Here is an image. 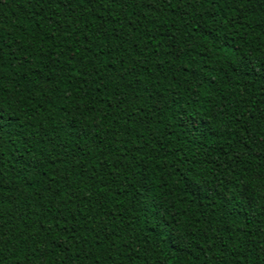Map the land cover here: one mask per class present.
Returning a JSON list of instances; mask_svg holds the SVG:
<instances>
[{"label": "trees", "instance_id": "trees-1", "mask_svg": "<svg viewBox=\"0 0 264 264\" xmlns=\"http://www.w3.org/2000/svg\"><path fill=\"white\" fill-rule=\"evenodd\" d=\"M129 4L0 0L7 99L20 98L0 117V264H160L168 251L173 264H260L249 237L260 243L264 218L241 233L243 213L201 209L180 190L179 170L218 188L264 167V84L221 68L243 46L242 29L218 35L235 5ZM177 105L198 129L173 120ZM161 201L177 209L186 252L155 235L144 206Z\"/></svg>", "mask_w": 264, "mask_h": 264}, {"label": "snow or ice", "instance_id": "snow-or-ice-1", "mask_svg": "<svg viewBox=\"0 0 264 264\" xmlns=\"http://www.w3.org/2000/svg\"><path fill=\"white\" fill-rule=\"evenodd\" d=\"M68 7H72V0H64ZM82 4L84 0H79ZM99 2L106 7L115 5L116 7H127L130 6L129 0H99ZM149 3H155L156 0H148ZM196 2V0H193ZM229 5H235L232 9V16L223 22L222 31L218 35L222 36L224 33H232L233 28L237 31V35L243 40V46L237 47L235 51L231 48L226 50V55L223 59L227 60L226 65L222 64L221 68H227V75L240 81H247L250 77L258 79L261 84H264V3L257 10L254 8V0H225ZM206 3L211 5L213 0H206ZM59 7V4L55 5ZM251 9L253 12L258 11L259 16L249 15L246 10ZM239 17H242L247 24H242ZM215 24L220 25L221 20H215ZM231 25V27L229 26ZM99 31L103 33L104 29L101 26ZM253 35L259 39V44L251 43ZM247 37V39H244ZM6 39V38H5ZM19 39V38H17ZM11 43V41H9ZM229 44L231 41L228 42ZM4 45L0 43V54ZM103 51V49L101 50ZM203 51V50H202ZM217 60L220 57L216 58ZM115 63V61H111ZM71 63V61H69ZM131 67V65H129ZM78 75V73H76ZM5 76H11L8 69L3 66L0 62V117L4 115L2 111L5 108H10L13 103H19L20 98L14 97L12 100L7 99L8 92L5 85ZM10 87V85L8 86ZM175 87V86H173ZM14 90V89H13ZM139 95V94H137ZM171 102L176 104L175 99ZM83 103V100L81 101ZM35 107V105H33ZM15 111V109H12ZM196 113L188 111L185 108H181L177 105L173 112V120L178 122L183 128H199L198 119H193ZM3 130V125L0 124V132ZM87 135V133H83ZM166 174L169 176L175 169H170L165 165ZM211 169L208 170V173ZM261 174L259 176H247L241 178L238 174L234 179L228 181H220L218 188H210L207 186V179L204 172L198 171L195 167L191 172H185L179 170V176L183 178L181 183V191L188 194V199L192 200L195 198L200 201L201 209L209 206L215 209L227 208L231 214L243 213L244 222L236 225L240 232H244L245 223L251 224L253 221L259 222L261 218H264V167L260 169ZM202 181H204L202 183ZM161 183H166L163 179ZM229 183L232 187L229 188ZM150 192L151 189H148ZM71 199V197H69ZM145 214L152 218L155 235L159 237L165 245L171 243L176 246L177 251L186 250L190 247L181 237V234L177 230V221L175 213L177 209L173 208L170 204L164 202H153L144 206ZM185 215H187V209H185ZM201 216L205 215L203 211L200 213ZM231 224H235V221H229ZM195 229H193V232ZM207 231V230H205ZM231 234V233H230ZM214 243V242H212ZM249 245L252 253H256L257 248L259 252L256 258L260 261V264H264V230L260 234V243H256L255 236L249 237ZM159 248V245H158ZM211 251V248L208 249ZM239 252L243 254L245 248H239ZM221 256L224 254L219 253ZM169 255H176L173 251L165 252L163 256L159 257L160 264H173L167 257ZM246 259H252L249 255ZM21 259V257H17ZM199 259V255L197 256ZM239 264V257H237ZM176 264H195V261L180 260L177 258Z\"/></svg>", "mask_w": 264, "mask_h": 264}]
</instances>
